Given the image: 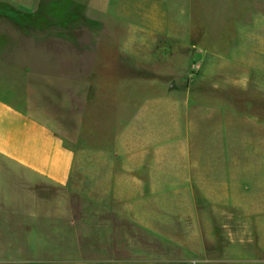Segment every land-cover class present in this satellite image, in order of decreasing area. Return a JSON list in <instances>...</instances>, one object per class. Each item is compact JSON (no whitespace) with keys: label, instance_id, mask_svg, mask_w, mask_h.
Masks as SVG:
<instances>
[{"label":"rangeland","instance_id":"obj_1","mask_svg":"<svg viewBox=\"0 0 264 264\" xmlns=\"http://www.w3.org/2000/svg\"><path fill=\"white\" fill-rule=\"evenodd\" d=\"M260 41L264 0H0V98L75 155L66 186L0 155L3 253L107 254L96 227L78 229L94 225L79 207L96 214L103 198L86 193L116 189L162 231L150 238L164 255L264 261V73L251 61Z\"/></svg>","mask_w":264,"mask_h":264},{"label":"crops","instance_id":"obj_2","mask_svg":"<svg viewBox=\"0 0 264 264\" xmlns=\"http://www.w3.org/2000/svg\"><path fill=\"white\" fill-rule=\"evenodd\" d=\"M260 44L262 47L254 45L251 61L257 70L264 73V62L261 61L264 58V42L260 41ZM196 60L202 68V62L199 59ZM237 62L238 64H234V67L241 65V59ZM229 65L232 66V64ZM200 75L201 71L192 77L193 106L197 102V80ZM234 82L238 84V79L236 78ZM255 84L260 86V80H257ZM194 129L196 130L193 124L192 132ZM0 155L20 170L57 186L69 184L75 164L74 152L64 144L46 122L3 98H0ZM71 192L68 188L63 189L62 196L67 197V209L71 204ZM28 193L36 197L40 196L38 190ZM90 193L92 192H87L86 196L103 199H95L97 203L98 200L100 201V206L95 209L96 214L88 215L79 207L80 215L89 221L93 220L94 225L92 227L88 225L80 227L79 225L78 229L85 230L89 227L92 230L96 227L98 239H109V241L99 242V244L107 245L102 249L106 250L107 254L49 256L45 259H38L17 253H3L4 247L0 246V264H21L22 262L26 264H192L191 259L185 256L164 255V248L157 245L154 238H150L152 235L156 237L157 232L162 233V231L150 224V219L145 217V213L134 211L127 198L130 196L127 192L107 189L94 190V194L89 195ZM43 196H50V194L43 193ZM104 197L109 199L106 200ZM103 213H110L111 217ZM89 216L91 217L88 218ZM73 220H79V218L74 217ZM54 226L53 224L52 228H55ZM69 233L66 232V235ZM84 235L87 237L84 231H80V235L76 238H82ZM231 260L236 264H262L264 262L255 253L247 257L237 255Z\"/></svg>","mask_w":264,"mask_h":264}]
</instances>
